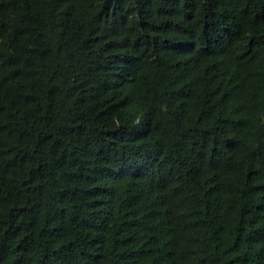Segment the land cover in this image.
<instances>
[{
	"label": "trees",
	"instance_id": "1",
	"mask_svg": "<svg viewBox=\"0 0 264 264\" xmlns=\"http://www.w3.org/2000/svg\"><path fill=\"white\" fill-rule=\"evenodd\" d=\"M0 264H264V0H0Z\"/></svg>",
	"mask_w": 264,
	"mask_h": 264
}]
</instances>
